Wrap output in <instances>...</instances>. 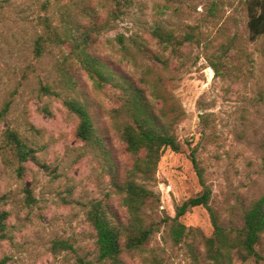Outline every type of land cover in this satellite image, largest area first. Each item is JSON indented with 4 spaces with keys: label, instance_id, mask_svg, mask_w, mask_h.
<instances>
[{
    "label": "rangeland",
    "instance_id": "rangeland-1",
    "mask_svg": "<svg viewBox=\"0 0 264 264\" xmlns=\"http://www.w3.org/2000/svg\"><path fill=\"white\" fill-rule=\"evenodd\" d=\"M0 19V209L10 213L9 238L0 248V260L9 264H110L99 260L97 234L88 220L92 205L101 202L111 217L126 223L127 209L116 193L134 164L120 137L130 123L122 110L120 92L97 89L77 64L68 67L75 87L64 83L61 52L50 49L35 56L41 17L60 21L62 6L70 0H2ZM90 5L106 18L109 8L98 0ZM246 0H134L116 25L104 32L97 54L140 85L145 79L159 86L164 101L158 107L179 115L174 134L181 153L167 150L157 171L141 178L155 194L144 209L147 226L155 228L140 252L125 253L128 264H190L186 244H175L169 230L177 209L199 195L203 187L192 162L194 152L206 184L212 190L211 207L225 229L242 230L245 214L264 196V37L250 39ZM159 25L176 34L195 32L204 44H190L164 68L132 51L135 63L121 61L115 39L129 37L140 27ZM208 45V49H205ZM227 51V56L222 53ZM221 57L219 73L209 57ZM50 87L60 96L45 90ZM85 101L107 150L95 149L75 135L78 119L64 99ZM10 103V109L5 107ZM178 109V112H173ZM7 129L17 131L38 150L50 168L19 163L1 149ZM35 202L28 204L27 191ZM207 237L214 227L207 209L195 208L179 219ZM66 242L73 250L56 247ZM257 251L261 259L236 264H264V235Z\"/></svg>",
    "mask_w": 264,
    "mask_h": 264
},
{
    "label": "trees",
    "instance_id": "trees-1",
    "mask_svg": "<svg viewBox=\"0 0 264 264\" xmlns=\"http://www.w3.org/2000/svg\"><path fill=\"white\" fill-rule=\"evenodd\" d=\"M91 1L70 0L59 10L60 21L57 23L48 16L41 17L38 22L41 33L35 41V56L40 59L50 49H59L62 54V77L71 90L75 87V82L67 69L74 63L86 72L97 89L109 86L120 92L122 110L130 120V123L121 128L120 137L127 153L134 158V164L125 179L122 182L116 180L114 185L123 207L127 209L129 219L126 223L115 220L101 202H96L88 213V220L97 234L99 260L110 264H128L123 258L124 254L142 251L155 233L154 227L147 226L144 216V209L155 199V194L140 183V179L154 175L167 150L182 152V145L174 134V125L179 115L170 117V112L164 109V105L162 108L158 107L156 102H163L165 99L158 85L151 84L146 79H142L138 85L134 79L115 69L97 54L104 32L116 25L120 17L132 8L134 0H98L101 8H109L104 19L90 5ZM4 7L5 1L0 0V19ZM246 7L250 39L257 41L264 37V0H246ZM115 42V48H118V53L122 56L121 61L135 63L132 53L135 50L164 68L169 67L171 60L179 57L181 50L187 45L205 43L193 31L179 35L159 25L140 27L129 37L118 35ZM205 49H208V45H205ZM227 53L224 51L222 56H227ZM222 56L209 57L211 67L217 74ZM44 89L60 96L48 86ZM64 105L78 119L76 137L90 147L106 152V142L88 104L79 98L67 97ZM9 109L10 103L5 107V112ZM173 112H178V109H173ZM1 149L10 151L14 160L19 163V175L24 172L25 165L31 162L45 171L50 168L39 158L38 150L15 130L7 129ZM191 158L203 190L178 207L177 217L169 230L170 238L177 245L186 244L190 264H236V261L261 259L256 248L264 235V196L247 210L242 230L225 229L210 205L213 193L205 182L194 152ZM27 200L28 204L35 202L29 190ZM199 207L207 209L211 216L214 227L212 237H207L201 229L187 227L179 220ZM9 219L10 213L0 209V248L9 238ZM55 246L73 250V246L66 242L56 243ZM10 260L11 258L4 257L0 264H9Z\"/></svg>",
    "mask_w": 264,
    "mask_h": 264
}]
</instances>
